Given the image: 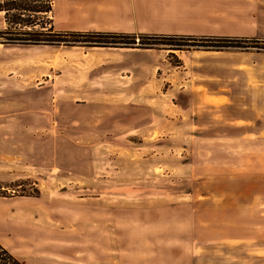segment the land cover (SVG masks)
Segmentation results:
<instances>
[{
  "label": "rangeland",
  "instance_id": "rangeland-1",
  "mask_svg": "<svg viewBox=\"0 0 264 264\" xmlns=\"http://www.w3.org/2000/svg\"><path fill=\"white\" fill-rule=\"evenodd\" d=\"M173 1L164 25L195 15L204 31L264 39V0ZM15 46L28 47L0 46V243L23 264H238L251 187L264 242V134L238 140L218 109L188 118L184 74L106 69L146 49L178 66L193 49ZM245 52L264 67V50Z\"/></svg>",
  "mask_w": 264,
  "mask_h": 264
},
{
  "label": "crops",
  "instance_id": "crops-1",
  "mask_svg": "<svg viewBox=\"0 0 264 264\" xmlns=\"http://www.w3.org/2000/svg\"><path fill=\"white\" fill-rule=\"evenodd\" d=\"M166 2L168 0H53L52 17L54 24L60 30L216 34L204 31L212 27L204 25L202 23L204 21L197 20L195 15H191L187 20L177 18L173 24L164 25L163 12L160 10ZM165 30L170 31L165 32ZM0 46L2 50L28 47L2 44ZM146 50V53H131L129 60H124L125 58L121 62L114 60V64L107 65V71L119 73L121 77L127 78L130 76L127 73H142L141 68L147 69V73L184 74L186 80L183 81L186 83L189 97L185 110L188 118L194 119L201 110L218 109L220 111L218 115L239 131L238 140L247 138L253 141L264 134V129L260 128L264 120V109L256 103V99H264V71L261 73V68L264 67L255 64L258 63V58H262L260 55L250 56L249 52H239L247 56V69H243L238 51L194 49L189 52L192 55L188 58V62L181 58L180 65L170 67L164 55L153 49ZM131 55L133 56L130 58ZM118 56L120 58V55ZM136 58L139 60H135ZM115 67L121 69L114 72L111 68ZM254 74L253 78L257 83L249 85L248 81ZM239 84L241 86H238ZM243 93L248 95L247 104H244V98L239 97V94ZM251 100L254 102L251 103ZM259 196L258 187L246 188L245 192H238V205L240 199L246 198V203L238 206V215L245 214L247 220L252 223L247 232H238V264H264V242L259 239L258 225L254 224L259 218ZM249 212H254L256 216L248 217ZM241 219L243 218H238Z\"/></svg>",
  "mask_w": 264,
  "mask_h": 264
},
{
  "label": "trees",
  "instance_id": "trees-1",
  "mask_svg": "<svg viewBox=\"0 0 264 264\" xmlns=\"http://www.w3.org/2000/svg\"><path fill=\"white\" fill-rule=\"evenodd\" d=\"M52 0H0L5 26L0 44L86 47L152 48L162 44L174 50H264V39L231 35H195L117 31H58L47 14ZM164 41V42H161ZM170 56L174 53L170 52ZM177 65L181 64L177 60ZM0 264H23L0 243Z\"/></svg>",
  "mask_w": 264,
  "mask_h": 264
}]
</instances>
